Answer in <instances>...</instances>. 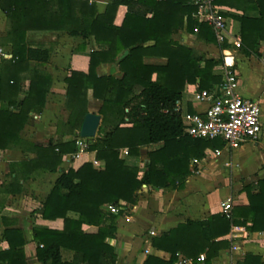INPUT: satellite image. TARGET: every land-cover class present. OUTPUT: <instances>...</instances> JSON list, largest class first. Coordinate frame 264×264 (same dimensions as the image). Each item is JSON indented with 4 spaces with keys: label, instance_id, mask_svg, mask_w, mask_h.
Segmentation results:
<instances>
[{
    "label": "trees",
    "instance_id": "trees-1",
    "mask_svg": "<svg viewBox=\"0 0 264 264\" xmlns=\"http://www.w3.org/2000/svg\"><path fill=\"white\" fill-rule=\"evenodd\" d=\"M214 3L241 11L255 6L258 18H237L239 50L264 58L259 51V43L264 48V0ZM120 6L126 7V13L116 26ZM0 11L7 25L1 43L10 46L12 55L10 60H0V151L22 149L33 155L9 164V181L0 186V211L7 197L21 193L22 184L35 173L56 174L37 213L43 220L62 219L63 228H32L37 260L42 264H115V249L106 240L116 233L120 203L136 205L143 186L181 189L195 170H190L192 161L223 147L219 140L185 135L175 111L188 85H198L200 92L211 91L222 82V75L216 74L221 58H207L173 36L182 31L202 43L216 44L214 35L194 17L189 0H110L102 13L88 0H0ZM28 32L63 33L84 42L92 39L96 45L89 54L87 72L71 70L63 80L67 117L57 125V132L72 137L68 140L33 145L20 136L31 115L45 107L52 86L44 70L51 52L27 46ZM102 64L114 65L116 74L97 75L96 68ZM88 91L99 102L96 113L101 117L96 136L86 139V151L94 154V162L61 170L65 157L78 152L75 140L89 113ZM155 144L161 146L145 152L148 161L142 169L127 165L121 157L127 150V156L138 158L143 148ZM241 192L247 205L233 206L230 217L217 213L205 220H189L152 238L151 246L170 258L148 256L142 264H173L177 254L191 258L193 264L204 254L209 264L220 251L229 249L230 242L222 238L232 227H244L251 234L264 232V179L244 186ZM108 206H116L118 212H109ZM2 235L8 248L0 251V264H26L23 231L9 225ZM61 249L73 251L71 262L61 260ZM237 264L263 263L259 256L246 254Z\"/></svg>",
    "mask_w": 264,
    "mask_h": 264
},
{
    "label": "crops",
    "instance_id": "crops-1",
    "mask_svg": "<svg viewBox=\"0 0 264 264\" xmlns=\"http://www.w3.org/2000/svg\"><path fill=\"white\" fill-rule=\"evenodd\" d=\"M96 5L98 13L105 10L110 0H88ZM220 7L223 16L227 19L229 40H239L240 24L237 18L245 15L258 18L259 13L255 6L249 5L241 11L226 5ZM126 13V7L120 6L117 10L114 24L119 26ZM7 29L5 15L0 11V47L11 51L9 45H3ZM173 39L181 44L194 48L205 54L207 58H221L230 54L233 56L234 69L237 74L238 92L244 98L257 101L261 107L262 131L258 140L247 142L239 149L230 152L223 151L219 157H214L213 152L205 156L197 165L190 166V170H197V174L191 173L181 189H147L140 192L136 205L127 207L120 203L119 210L122 213L115 220L116 233L106 243L116 252L115 264H142L148 256H154L168 261V253L158 251L151 246L152 238L176 228L180 224L191 221L205 220L213 214L220 213V203L227 198L232 200L233 206L247 205V199L241 189L260 179H264V74L262 73V60L254 55H243L239 47H234L229 42L222 48L217 44H205L197 40L195 35L179 32ZM26 44L32 48L49 49L50 60L44 66V70L52 78V86L47 94L45 107L40 113L31 115L28 125L20 133L23 141L33 145H43L52 140H68L72 137L57 132V125L65 121L67 113L64 110L66 86L63 82L69 71L87 72L89 54L96 49L92 39L84 42L78 37H68L57 32H28ZM84 45L83 47H81ZM259 51L264 52L263 43H259ZM152 63H162L159 59H146ZM227 61H230L228 59ZM97 75H114L116 68L112 64H102L96 68ZM216 74L222 75L221 68ZM198 85H188L182 95L180 104L183 110L189 113L202 111L206 105L194 102ZM202 92V91H201ZM89 113H96L93 108L99 107V102L93 100L91 91L87 93ZM97 110V109H96ZM161 144L150 145L142 149L140 157L125 156V162L129 166L142 169L146 151H153ZM122 156V154H121ZM33 155L22 149L0 151V186H5L8 181L9 164L32 158ZM86 162H94V154L87 151L76 159L64 160L61 170L68 168L77 169ZM230 163L231 167L224 164ZM95 164V163H94ZM97 164V163H96ZM99 164V163H98ZM100 165H102L100 163ZM59 170V172L61 171ZM44 181H39L40 175ZM56 174L35 173V176L22 184V192L10 194L0 211V251L8 248L3 238L6 226L18 227L23 231L25 244L23 251L26 264H42L36 258L37 243L33 240L32 228H46L61 230L62 219L53 221L43 220L37 213L40 203L52 188ZM46 179V180H45ZM39 182V183H38ZM44 182V183H43ZM72 216V215H71ZM74 217V216H72ZM75 218V217H74ZM7 223V224H6ZM240 227V226H239ZM86 226L83 227L85 229ZM222 239L229 241L228 234ZM230 242V241H229ZM236 251L222 250L209 264H228L231 261H242L246 254L259 256L264 264V232L241 233L234 240ZM231 245V244H230ZM61 260L71 262L73 251L61 249ZM197 264H206L197 262Z\"/></svg>",
    "mask_w": 264,
    "mask_h": 264
},
{
    "label": "built area",
    "instance_id": "built-area-1",
    "mask_svg": "<svg viewBox=\"0 0 264 264\" xmlns=\"http://www.w3.org/2000/svg\"><path fill=\"white\" fill-rule=\"evenodd\" d=\"M189 2L195 8L194 17L198 22L205 23L210 27L218 46L229 42L234 47H239V40H229L228 21L214 0H189ZM226 52H223L225 55L222 56L220 63L223 74L222 82L211 91L195 93L194 102L205 104L206 107L202 111L189 113L182 109L180 101H177L175 105V111L180 115L185 135L192 139L219 140L223 143L222 149H216L213 152L214 157H219L223 151L237 150L247 142L258 140L262 131L261 107L257 101L244 98L238 92L233 56L226 55ZM11 58V52L0 47V60H10ZM228 59L230 61H227ZM262 73L264 74V59L262 60ZM75 144L78 152L66 156V161L78 158L80 154L86 152L89 145L86 139L80 137L75 140ZM125 156H127V150L122 151L121 157L124 158ZM198 162L193 160L192 165H197ZM224 166L231 167V164L226 163ZM193 173L197 174L198 172L194 170ZM232 207V200L230 198L224 199L220 203V213L228 218ZM107 210L113 214L118 212L116 206H108ZM245 232L244 227L231 228L228 233L231 251L237 250L234 240ZM197 260L200 263L204 262L205 255H199ZM173 264H193V260L177 254ZM228 264L237 263L231 261Z\"/></svg>",
    "mask_w": 264,
    "mask_h": 264
},
{
    "label": "water",
    "instance_id": "water-1",
    "mask_svg": "<svg viewBox=\"0 0 264 264\" xmlns=\"http://www.w3.org/2000/svg\"><path fill=\"white\" fill-rule=\"evenodd\" d=\"M101 117L95 113H87L82 121L79 137L83 139H92L100 126Z\"/></svg>",
    "mask_w": 264,
    "mask_h": 264
},
{
    "label": "rangeland",
    "instance_id": "rangeland-1",
    "mask_svg": "<svg viewBox=\"0 0 264 264\" xmlns=\"http://www.w3.org/2000/svg\"><path fill=\"white\" fill-rule=\"evenodd\" d=\"M96 109H97V108H93L94 111H96ZM262 125H263V124H262V121H261V126H262ZM44 176H45L44 174H43V175H40V176H37L38 178L40 177V178H39V179H40V180H39L40 182H41V181H44ZM45 180H46V179H45ZM44 182H45V181H44ZM44 182H43V183H44ZM38 183H39V182H38Z\"/></svg>",
    "mask_w": 264,
    "mask_h": 264
}]
</instances>
